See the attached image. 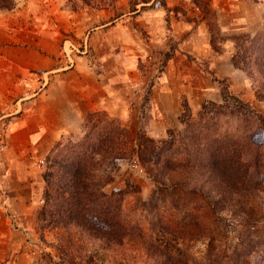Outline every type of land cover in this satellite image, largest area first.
I'll return each instance as SVG.
<instances>
[{
  "label": "crops",
  "instance_id": "1",
  "mask_svg": "<svg viewBox=\"0 0 264 264\" xmlns=\"http://www.w3.org/2000/svg\"><path fill=\"white\" fill-rule=\"evenodd\" d=\"M166 1L169 21L164 12L157 13L154 23L160 35L165 27L169 28V57L156 78L150 98L153 105L150 130L154 133L160 130L154 128L156 120L161 131L181 123L183 98L193 113L206 100L220 99V80H227L231 91L250 101L255 95L249 91L246 79L241 86L237 85L241 73L233 63L234 39L225 36L223 49L213 47L210 25L199 8L192 7L191 0ZM63 3L65 0L54 2L61 5L54 20L59 26L64 21V29L76 35L84 32L77 25L80 14L86 22L90 17L98 19L101 37H123L127 33L124 27L129 28L128 33L134 29L124 23L126 14L111 17V13L100 10L95 14L83 12L86 10L67 13L62 9ZM210 4L223 35L228 30L254 35L264 25V0H210ZM6 21L0 18V99L5 101L7 96L6 103L16 110L0 117H11L5 144L0 145V264H16L25 240L22 235L33 230L32 223L24 219L42 202L34 185L40 186L43 175L37 170L36 161L31 160L46 155L66 133L78 132L90 111L106 110L121 120L129 118L131 106L142 101L139 84L144 75L139 56L133 51L100 54L98 70L81 65L63 70L60 27L36 31L23 25L14 30L8 28ZM171 42L176 43L174 47ZM110 60L116 65L109 67ZM56 71L60 72L36 98L26 100L30 88L27 74L36 72L43 76ZM19 104L21 110L17 108Z\"/></svg>",
  "mask_w": 264,
  "mask_h": 264
},
{
  "label": "rangeland",
  "instance_id": "2",
  "mask_svg": "<svg viewBox=\"0 0 264 264\" xmlns=\"http://www.w3.org/2000/svg\"><path fill=\"white\" fill-rule=\"evenodd\" d=\"M56 1L57 0H14V6L12 8L3 7L0 9V18L2 20H7L5 23L9 24L8 28H13L14 30L20 29L23 25H28V28L36 31L53 30L55 27H60L62 36H60L59 44L62 51L61 57L64 58L62 63L63 70L77 68V65L98 70L97 63L101 62L98 56L109 52L116 54L121 53V51H133L137 54L144 75L143 80L139 84L141 88L139 95L142 101L138 105L131 106L129 118L123 119L134 132L143 131L147 136L155 139L157 142L169 138V140L174 142V147L177 148V145L180 143L182 144L184 136L182 131L187 127L189 129L199 127L201 131L203 129L204 133H202V135H216L225 130L235 129L240 130L241 133L244 129L252 128L255 130L258 126V135L253 138V140L255 144L261 142L262 166L256 167L255 165H251L246 175L235 173L233 178H231L233 185H228L225 180L210 176L208 173L203 174L197 167L192 169L191 175L189 174V176L187 174H179V172L175 171V178H177V176L180 179L184 178L183 181L185 182V186H189L190 188L195 187L197 195L193 194V189L180 190L185 192L187 195L186 197L191 199L190 205L182 208L180 213L169 206V210L164 209L162 212H165V210L166 212L161 214L168 215L169 211L170 226L175 232L180 233V237L175 239L169 234V246L173 244V242L189 243L192 245L190 248L188 247L189 252L198 257L205 255L204 261L206 262L210 258L208 244L212 237V245L215 247V250L211 256L219 255L222 250H227L230 253L233 252L235 261L237 259V263L230 264H264V100L257 97V86L264 83V53L260 48V44L264 41V25L254 35L244 31L237 32L234 30H228L223 35L217 27L210 0H191L192 7H198L203 18L210 25L212 35L211 44L213 45L214 43L213 47L215 46L217 49H223L222 39L225 36H231L234 39L235 51L233 56H236L240 66L245 69L243 70L238 67L239 73L241 74H239L240 78L238 79L237 85L241 86L243 80L245 82L246 79L249 82V91L255 95H253V100L250 101L240 93L231 91L227 80H220L221 98L218 100H206L203 103H214L208 105V116L198 120L199 112L202 107L196 113H193L190 109V112L186 113L185 123H178L177 126H173L164 131H161V127L155 124L158 120L154 121V128H160V130L157 129L158 131L154 133L150 130L151 119H153V105L150 102L153 92L152 87L156 83L158 74L163 70L166 59L169 57V28L165 27L162 35H160L161 32L155 31L157 26L154 23L157 13L165 12L167 13V20L169 19V6L162 5L164 2L167 4V1L102 0L103 2L112 4L110 6L105 5L104 7H92L83 0H65V3H63L62 9H65L67 13H69V11H78L80 13L86 10L83 12L95 14L96 10H100L101 12L111 13V17L113 14H126L124 23H129L130 27L134 29L128 33L129 28L124 27L127 33H124L125 36L123 37L115 35L101 37L98 30L101 27L97 28V26L100 25L98 19L95 20L96 18L94 16V20L90 17L86 22L81 19V14L77 17V25L79 30L84 32L81 35H76L75 32L66 31L64 29V21H62V25L59 26V22L54 20L55 11L59 9V6L61 7V5L54 4ZM93 1L99 3L100 0ZM9 2L11 1L0 0L1 6L5 4L8 5ZM168 23L167 27H169ZM85 26L88 28H85ZM249 35L257 36L258 39L256 38L254 42H250ZM43 38L46 39L45 37ZM171 44H173L174 47L176 43L171 42ZM108 64L109 67L116 65L114 61L111 60ZM59 72L60 71H56L44 74L43 76H40L36 72L27 74L25 77L30 79V84H28L30 88L26 100L36 98L38 93L42 92L53 80L55 74ZM117 88L118 86L116 85L114 89L116 90ZM4 99L5 101L0 99V117L2 114L12 113L16 110L14 107H11V103H6L7 96H5ZM183 104H188L185 98L182 100V110ZM21 107V104H19L17 108L21 110ZM189 113H191V115H189ZM257 115H261V118H258ZM10 118L11 117H2L0 119V145L5 144L7 122ZM154 119L156 118L154 117ZM82 134L83 126L78 132L66 133L61 139L70 135L77 137ZM255 147L256 145H252L247 154L243 156L244 158H249L252 163L251 156L254 153ZM48 153L38 159L31 160L32 162L36 161L35 166L43 175L40 186L34 185V188H38L40 191L42 202L40 201L41 203L35 207L32 215L24 219L32 223L33 230L30 231L29 235H22L25 240L22 246V253H19V259L16 264H61L60 256L58 255L59 252L54 248L52 243L57 242L56 237L58 235L61 236L62 231L46 230L44 234L45 239L43 240L36 222V212L44 204V173L48 167L46 161ZM113 175V180L105 186V190L110 193L115 189H124L127 184L130 183L132 188L126 195V205L128 209L130 210L135 206L136 208L132 210L135 213L133 216L139 217L140 219L146 216L148 217L149 215H146L147 209L143 207V204L139 200H149L154 189L157 187V183L142 167L137 155L121 160L118 164V169L113 172ZM34 182L37 184L36 180ZM30 190L33 191L32 185ZM197 191H199V193ZM204 195L214 196L219 200L216 206V212L212 213L204 205L200 206L201 204H207L202 201V199H204L203 197H205ZM174 196L175 193L173 197ZM184 215L189 217L183 220V222H190L189 225H192L193 228H198L197 225H200V229L198 228L199 231H197V233H185V227L180 226V224L176 226L177 219H181ZM12 222L15 223L13 220ZM73 234L76 236V241L79 242V238H77L78 233L74 230ZM183 234L185 238L181 239ZM66 236L67 233L63 232L62 238ZM158 236L160 237V234H158ZM154 238L156 242L164 244L162 239H157V235H154ZM81 243H85L89 247L96 246L88 238H84ZM183 246L186 247V245ZM124 256L132 260L131 264L157 263L155 257L150 259L145 252H142L141 248L136 247L134 251L128 252V255H124L120 250H101L99 255H96L95 259L92 261V264H115V260H120ZM65 263L69 264L67 261H65ZM82 264L85 263L83 262Z\"/></svg>",
  "mask_w": 264,
  "mask_h": 264
},
{
  "label": "trees",
  "instance_id": "3",
  "mask_svg": "<svg viewBox=\"0 0 264 264\" xmlns=\"http://www.w3.org/2000/svg\"><path fill=\"white\" fill-rule=\"evenodd\" d=\"M10 1L8 5L0 4V9L12 8L14 0ZM83 1L92 7L112 5L102 0L99 3ZM162 5L167 4L164 2ZM248 37L250 42L257 38ZM260 48L264 53V41ZM233 63L245 70L235 55ZM257 87V97L264 100V83ZM210 103L214 104H203L198 120L209 115ZM187 112H190V107L183 104L181 122H186ZM257 117L261 118V115ZM82 126L81 136L63 137L49 151L46 157L48 167L44 173V204L36 212V222L43 240L46 230L62 231L61 236L56 237L57 242L52 243L59 252L61 264L65 261L69 264H92L101 250H120L128 255L136 247L141 248L150 259L155 257L157 263L154 264H230L237 261L233 252L227 250L211 256L215 250L212 237L208 244L210 258L206 262L205 255L198 257L189 252L192 246L189 243L173 242L169 246V234L175 239L180 237V233L171 228L169 211L168 215L161 213L166 212H162L164 209L169 210V206L180 213L182 208L190 205L191 199L180 190L193 189V194L197 195L195 187L185 186L184 178H175V171L189 176L192 169L197 167L203 174L208 173L233 185L231 178L235 173L246 175L251 165L262 166L261 142L255 144L253 140L258 135V126L255 130L241 129V133L235 129L216 135H202L203 129L187 127L182 131V144L177 145V148L169 138L157 142L143 131L134 132L123 120L111 116L106 110L90 111ZM252 145H256L251 156L253 163L243 157ZM135 155L157 183L149 200H139L147 209L146 215H149L143 219L133 216L135 206L129 210L126 205V195L132 188L130 183L126 188L115 189L110 193L105 190V186L113 180V172L118 169L120 161ZM203 198L202 201L207 204L200 206L204 205L210 212H216L219 200L214 196ZM188 217L184 215L178 218L176 226L180 224L185 227V233H197L200 225L193 228L190 222H183ZM74 230L78 233L79 242L75 239ZM63 232L67 233L64 238ZM154 235H157L158 240L162 239L164 244L156 242ZM84 238L96 246L89 247L81 243ZM184 238L183 234L181 239ZM114 262L131 264L132 260L124 256Z\"/></svg>",
  "mask_w": 264,
  "mask_h": 264
},
{
  "label": "built area",
  "instance_id": "4",
  "mask_svg": "<svg viewBox=\"0 0 264 264\" xmlns=\"http://www.w3.org/2000/svg\"><path fill=\"white\" fill-rule=\"evenodd\" d=\"M3 207H4V208L6 207L5 203H3Z\"/></svg>",
  "mask_w": 264,
  "mask_h": 264
}]
</instances>
